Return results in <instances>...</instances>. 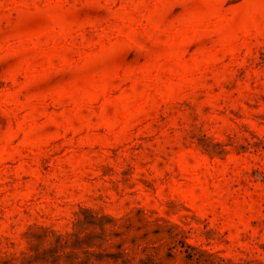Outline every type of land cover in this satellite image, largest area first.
Listing matches in <instances>:
<instances>
[{
    "label": "rangeland",
    "instance_id": "rangeland-1",
    "mask_svg": "<svg viewBox=\"0 0 264 264\" xmlns=\"http://www.w3.org/2000/svg\"><path fill=\"white\" fill-rule=\"evenodd\" d=\"M0 264H264V0H0Z\"/></svg>",
    "mask_w": 264,
    "mask_h": 264
}]
</instances>
